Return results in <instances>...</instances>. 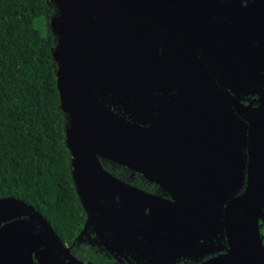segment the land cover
Segmentation results:
<instances>
[{"label": "water", "instance_id": "water-1", "mask_svg": "<svg viewBox=\"0 0 264 264\" xmlns=\"http://www.w3.org/2000/svg\"><path fill=\"white\" fill-rule=\"evenodd\" d=\"M48 2H54L60 12L52 19V30L59 37L52 57L60 105L68 121L66 144L73 180L87 213L76 240L97 232L117 247L126 244L131 250L152 254L164 243L162 233L168 238L176 233L183 236L187 222L191 228H220L224 223L230 250L199 264H264L258 224L264 157L256 161L251 156L246 189L228 201L222 218L200 213L191 219L181 212L182 198L174 202L130 185L108 171L100 159L155 181L143 167L145 152L154 151L146 144L156 142L153 131L142 125L141 74L148 53L160 48L167 52L177 47L189 52L202 48L217 60L229 48L239 51L243 61L264 53V0ZM119 104L125 105L135 122L119 114ZM34 253L41 264H61L64 259L70 264H95L75 258L32 204L12 195L0 197V264H36Z\"/></svg>", "mask_w": 264, "mask_h": 264}, {"label": "flooded vegetation", "instance_id": "flooded-vegetation-1", "mask_svg": "<svg viewBox=\"0 0 264 264\" xmlns=\"http://www.w3.org/2000/svg\"><path fill=\"white\" fill-rule=\"evenodd\" d=\"M238 52L226 48L217 60L202 48L197 52L160 48L155 54L148 53L141 74L145 88L142 125L153 131L156 142L146 144V149L154 151L145 152L143 167L156 180L100 158L103 166L105 161L122 166L124 178L104 167L148 193L174 202L182 198L185 218L200 213H216L222 218L228 201L246 189L251 156L256 161L264 157V53L243 61ZM153 58L155 62H151ZM117 107L127 121L135 122L124 104ZM254 171L258 177V169ZM175 219L179 221L178 214ZM189 224L183 226V236L176 233L168 238L164 231V243L153 248L152 254L131 250L126 244L117 247L97 232L75 238L74 245L73 241L63 243L79 260L94 262L75 253L87 244L114 264H199L230 250L224 223L220 228H191ZM258 224L264 245V189ZM34 262L41 264L35 253ZM61 264L70 262L64 259Z\"/></svg>", "mask_w": 264, "mask_h": 264}, {"label": "trees", "instance_id": "trees-1", "mask_svg": "<svg viewBox=\"0 0 264 264\" xmlns=\"http://www.w3.org/2000/svg\"><path fill=\"white\" fill-rule=\"evenodd\" d=\"M41 15H53L48 0H0V197L12 195L32 204L62 241L71 243L87 213L66 144L68 121L52 57L55 39L42 40L32 28V19ZM103 163L124 178L125 168ZM75 253L98 264H114L87 244Z\"/></svg>", "mask_w": 264, "mask_h": 264}, {"label": "clouds", "instance_id": "clouds-1", "mask_svg": "<svg viewBox=\"0 0 264 264\" xmlns=\"http://www.w3.org/2000/svg\"><path fill=\"white\" fill-rule=\"evenodd\" d=\"M53 8V16L51 18H46L41 15L38 17H34L32 19V28L37 31L42 40H48L50 37L54 38L57 46L59 42V37L55 34L54 30H52V19L56 16H59V9L55 6V3H52Z\"/></svg>", "mask_w": 264, "mask_h": 264}]
</instances>
